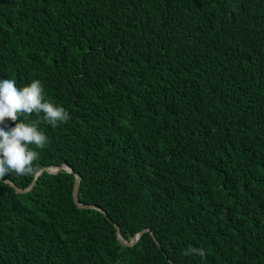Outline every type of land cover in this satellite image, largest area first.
Returning a JSON list of instances; mask_svg holds the SVG:
<instances>
[{
    "label": "trees",
    "instance_id": "trees-1",
    "mask_svg": "<svg viewBox=\"0 0 264 264\" xmlns=\"http://www.w3.org/2000/svg\"><path fill=\"white\" fill-rule=\"evenodd\" d=\"M0 79L74 169L2 178L0 264H264V0H0Z\"/></svg>",
    "mask_w": 264,
    "mask_h": 264
},
{
    "label": "clouds",
    "instance_id": "clouds-1",
    "mask_svg": "<svg viewBox=\"0 0 264 264\" xmlns=\"http://www.w3.org/2000/svg\"><path fill=\"white\" fill-rule=\"evenodd\" d=\"M33 113L37 116L43 113L42 121L52 127L71 119L63 106L46 98L39 79L20 88L13 79H0V179L11 173L17 176L37 173L35 162L40 156L37 150L48 146L49 137L39 128L41 120L28 119ZM185 255L204 258L206 251L189 246Z\"/></svg>",
    "mask_w": 264,
    "mask_h": 264
},
{
    "label": "water",
    "instance_id": "water-1",
    "mask_svg": "<svg viewBox=\"0 0 264 264\" xmlns=\"http://www.w3.org/2000/svg\"><path fill=\"white\" fill-rule=\"evenodd\" d=\"M62 169H66L70 172H74V169L71 168L68 164L66 163H63L62 165H59V166H55V167H45V168H42L41 170H39L37 173H36V176L35 178L33 179V181L31 182L30 186L28 188H21L17 185H15L12 181L6 179L7 182L11 183L17 191L19 192H25V191H28L30 189L33 188V186L35 185V181H36V178L38 177L39 174H41L44 170H47L49 172H53V173H57L59 171H61ZM2 179H0L1 181ZM80 184H81V176L79 173H76V181H75V186H74V191H73V197H74V200L76 201V203L80 206V207H97L96 205H91V204H86V203H82L79 201L78 199V194H79V188H80ZM101 209V208H99ZM118 228V237L119 239L121 240V242L124 244V245H134L138 239L140 238V236L146 232V231H150V228H145L143 229L141 232L137 233L136 235H134L132 237L131 240H126L124 239L121 234H120V231H119V226L117 227Z\"/></svg>",
    "mask_w": 264,
    "mask_h": 264
}]
</instances>
